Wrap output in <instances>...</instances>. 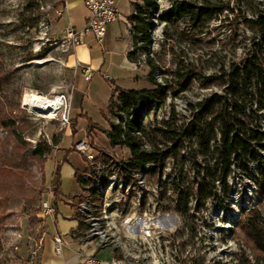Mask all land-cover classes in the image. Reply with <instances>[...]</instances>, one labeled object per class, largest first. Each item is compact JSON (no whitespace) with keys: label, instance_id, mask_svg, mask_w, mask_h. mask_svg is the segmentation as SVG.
<instances>
[{"label":"rangeland","instance_id":"obj_1","mask_svg":"<svg viewBox=\"0 0 264 264\" xmlns=\"http://www.w3.org/2000/svg\"><path fill=\"white\" fill-rule=\"evenodd\" d=\"M221 2L234 10V13L227 10L224 15L207 24L201 35L182 40L171 29L169 34L173 36L172 39H167L163 34L162 38H157L156 43L152 42L151 35L149 47L153 50L154 56L151 60L158 66L155 78L159 84L167 80L175 85L166 96L167 98L171 94L174 104L182 101V104L187 102L197 105L212 94L224 93V87L220 82L206 88L200 86L198 79H193L191 84L185 87L175 83L173 73L178 71L182 59L190 67H199L203 76L211 77L217 75L223 66L228 67L229 64L244 59L252 46L255 33L235 16L241 9L243 16L253 18L257 13H264V4H259L256 0ZM33 21H36L35 24L30 26ZM66 21L62 0H0V73L6 80L2 93L7 100L19 106L13 114L16 119L28 123L26 130L20 133L23 144L16 140L10 130L0 125V264H31L32 251L46 231L41 205L43 201L49 200L48 190L54 185L55 165L63 170L61 198L58 201L53 198L51 201L58 213L55 217L57 225L53 223L52 218L46 219L48 237L57 232L56 227L63 232L65 230L63 226L65 228L72 226L68 219L71 216L75 217L78 200L74 197L79 196L81 188L71 173L76 169L85 168V160L82 161L79 155L67 158L74 151L73 143L85 141L88 137L96 144L98 150L106 153L117 152L121 159H127L129 156L127 151L112 148L105 136L108 121L104 112L107 102L103 99V93L112 87L111 80L97 75L92 83L85 84L82 80L76 82V87L82 90V94L79 95L77 103L73 104L72 114L75 117L82 112L88 115L79 117V131L75 137L66 133L69 128L61 131L58 122H50L44 119L45 116H40L25 107L27 96L32 93L46 98L60 93L72 96L76 69L68 66L67 61L75 48H68L64 41L74 27L55 32V28L61 29ZM160 28L161 24L154 27L153 33H158ZM149 52L150 48L148 52L142 51L147 54ZM139 74L143 75L142 72ZM149 87L147 78H141L140 82H132L129 85V88L134 90H145ZM254 110L258 114V121L264 125V108L259 111L255 105ZM91 122L97 125L88 133L87 125ZM54 138L59 141L63 139L60 143L61 151L56 152L54 146L53 151L46 155L44 167L34 163L31 160L33 149L39 143L52 145ZM23 155L27 161L24 166L21 162ZM189 162L180 160L175 166L189 169ZM171 174L172 172L168 173ZM236 177L237 175H233V180ZM149 179L155 177L147 178L145 191L149 190ZM114 194L124 195L127 201H131L135 206L156 205L154 196L143 197L141 200L137 190L131 197L125 191H116ZM121 207L122 199L112 198L111 211H115L113 216H120ZM256 207L264 217V199L260 200V196ZM213 213L217 214L218 210H214ZM250 213L251 211L244 213L241 220L247 219L248 215L245 214ZM168 215L171 219H179L178 229L174 234H168L165 238L167 242L162 244L158 253L154 254L153 249L144 250L145 247L140 243L134 248L127 236H123L119 231V226L114 220L112 223L115 237L109 248L121 261L128 264H153L154 256L160 258L163 264H242V260L246 259L250 264L257 263V255L238 227L241 220L236 225L220 222V228L212 229L210 246V243L205 241L207 238L197 235L195 220L176 213L169 199ZM217 215L218 218L221 217V214ZM214 218L211 213L212 223H219V219L215 221Z\"/></svg>","mask_w":264,"mask_h":264},{"label":"trees","instance_id":"obj_2","mask_svg":"<svg viewBox=\"0 0 264 264\" xmlns=\"http://www.w3.org/2000/svg\"><path fill=\"white\" fill-rule=\"evenodd\" d=\"M173 2V7L158 18L159 24L165 23L164 34L167 39H172L169 30L173 29L180 39L187 40L194 38L201 33L214 19L225 14L227 10L234 13L230 7L222 4L221 0H169ZM157 0H143L142 4H135L134 11L129 18L135 23L132 43L135 51L129 53L130 60H135L137 50L149 51L151 43V31H153L154 14L158 11ZM239 9L235 16L245 27L255 33V39L246 57L238 63H231L223 66L217 75L205 77L201 69L190 67L182 59L178 71L173 73L177 84L189 86L193 79H198L200 86L206 88L216 82L224 87L222 95L213 94L211 97L197 104L198 112L193 116L192 123L177 126L176 120L164 123L165 128L144 124V119L152 111H157L160 104L166 101L169 91L174 88V84L165 81L164 85L157 82L155 75L157 64L154 60L148 59L147 66L151 69L148 76L153 89L136 91L122 90L113 83L112 95L109 101L107 113L116 116L118 111L133 113V120L129 123L128 132L125 134L119 126L112 125V131L107 133L110 136L111 146L126 145L131 150V160L128 167L135 170V173L145 169L142 167L147 163L156 162L163 164L165 160L174 156L179 158L180 151L189 143L191 152L180 154V160H189V169H181L177 179L170 177L172 188L178 193L175 211L184 218L191 219V208L189 201L192 197H198V207L201 208L206 200L218 198L216 192L217 182H226L233 167H238L246 171L248 176L254 172L251 162H260L259 151L264 152V131L261 122L258 121V114L254 110L256 105L258 110L264 108V13L260 12L253 18L242 15ZM36 21L30 23L33 26ZM258 39V42L256 40ZM147 53H142L146 55ZM193 68V69H191ZM199 70V71H197ZM5 77L0 73V125L11 131L16 140L20 143V133L26 130L27 122L17 120L13 115L18 109V105L10 102L3 96L2 89ZM156 112L154 117H156ZM107 121L108 117L105 115ZM153 117V118H154ZM77 125L72 123V133L77 134ZM96 124L89 123L87 132L95 129ZM147 129V132H145ZM140 133L141 136H138ZM154 145L153 154H146L141 151L146 134ZM220 136V141L217 140ZM125 137V140L122 139ZM161 138L167 151L164 154V142H158ZM160 139V141H161ZM57 138L53 139V144L39 143L32 151L31 160L44 167L47 161L46 155L53 151V147L60 144ZM169 146L171 148H169ZM141 148V151H140ZM102 154L107 156L104 151ZM159 154H164V157ZM22 165H26L25 156H22ZM258 165L256 173L258 175L257 186L260 200L264 199V163H254ZM140 167V168H139ZM54 198L58 201L61 198V173L57 166L54 173ZM80 171L75 172V178L79 186L83 184L80 179ZM150 177L157 176V168L148 173ZM180 188V190H179ZM77 197V196H76ZM74 197V198H76ZM261 202V201H260ZM58 213V212H57ZM79 226L76 230L85 228L84 222L75 214ZM238 227L245 234L247 243L257 255V263H264V217L257 209L253 210ZM1 248V245H0ZM242 264H250L249 260H242Z\"/></svg>","mask_w":264,"mask_h":264},{"label":"built area","instance_id":"obj_3","mask_svg":"<svg viewBox=\"0 0 264 264\" xmlns=\"http://www.w3.org/2000/svg\"><path fill=\"white\" fill-rule=\"evenodd\" d=\"M189 1V0H186ZM259 4H264V0H256ZM85 7L89 13L87 24L85 28L78 31L72 28L68 32L67 40L64 41V45L68 48H75L83 42V39L87 36L94 37L99 43L103 41L108 27L112 24L122 22L126 25L128 34L131 39L135 35L134 27L135 23L130 19L126 18L116 7V0H84ZM157 4H161L162 10H170L174 3L169 0H157ZM263 13V12H262ZM134 14L136 12L134 11ZM251 19V18H250ZM166 24L161 22V28L158 33H152V42L156 43L157 38H162L164 34ZM131 51H135L134 45L132 43ZM132 61V60H131ZM132 65L137 68L149 67L145 63L144 58H142V51L137 50L135 53V60L132 61ZM84 79L86 81L91 80V71L86 68L82 71ZM165 82H163L164 85ZM216 94V93H215ZM218 94V93H217ZM223 93L219 94L222 95ZM213 95V94H212ZM210 95V97L212 96ZM49 97V96H47ZM53 100L50 109L46 110L47 113L44 119L50 122H58L61 131L66 129H71L72 118V97L67 93L56 94V96L49 97ZM177 100V99H175ZM160 106V113L151 119L150 125H154L155 128H165L167 122H171L172 119L176 120L177 126L188 125L192 123L193 116L198 112L197 105L184 103L182 101L179 103H172L171 94L166 98V101ZM24 107V106H23ZM174 107V108H173ZM179 107V108H178ZM184 110V111H183ZM186 110V111H185ZM134 110L131 112L118 111L116 116L107 114L108 117V132L112 131V125L119 126L123 133H127L129 129V123L133 120ZM56 114H63V121H56ZM111 120V125L109 122ZM261 128L264 131V125L261 124ZM147 132V129H145ZM146 134V144H148V151H140L146 154H153L154 145ZM106 140L111 146L110 136L106 133ZM125 140V137H122ZM158 142H164L161 138H158ZM161 139V141H160ZM220 141V136L217 138ZM112 147V146H111ZM114 149L124 150L129 153L127 159H121L120 155L111 152H105L107 156L103 155L101 150L96 148V144L93 143L88 137L85 141H79L74 143V151L79 154L85 160V168L80 171V179L83 184L81 192L77 196V205L75 206V214L82 219L85 228L83 230H76L72 233V237L81 242L82 245L89 247L93 251H98L101 249H106L103 247V243L95 234L91 233V223L86 220L85 210H84V196L86 191V186L92 184H97L100 179H108L109 177H118L121 182H125L126 176L135 175V170H131L128 165L131 160V150L126 145H119L112 147ZM169 148H171L169 146ZM167 146L164 142V154L167 151ZM191 152V146L189 143H185V146L180 151V154H189ZM164 154H159L164 157ZM179 158L171 156L164 161L163 164L151 162L147 163L142 167L156 166L157 176L155 179H149V190L141 191L144 197L156 196V205H149L146 207L135 206L131 201H127L124 195L118 194H108L107 196V208L108 205H112V198H121L122 207L120 216H113L114 223L119 226V231L122 232L123 236H127L130 244L134 248L137 247V243H140L146 249H153L154 254L161 251L162 244H165L168 234H174L178 229L179 219L169 218L168 215V199L172 204L175 211L177 205L178 193L174 188H172L171 182H164V173L173 172L174 180L177 179L180 168L176 167L175 164L180 162ZM260 162H251L249 166L254 165V163H264V158L262 150L259 151ZM173 163V168H172ZM175 166V167H174ZM140 168V167H139ZM233 175H237L236 179L233 180ZM244 177H247V172L242 171L238 167H233L231 173L229 174L226 182H217L216 192L218 198H211L205 201L201 208L198 207V197H192L189 201V207L192 208V216L196 224V232L199 237L207 238L205 240L211 243V235L213 228H220V223H211V213L214 210L226 209L228 202L231 200V192L242 191L244 189ZM132 189H137V186H128ZM180 190V188H179ZM223 190V192H222ZM49 200L43 201L41 205V213L44 218L55 219L57 215V210L52 205V199L54 198L53 187L48 190ZM55 199V198H54ZM258 207H252L251 212ZM177 213V212H176ZM249 215V214H245ZM169 218V219H168ZM174 224V227H168V225ZM65 241L64 238L57 234L54 236V253L57 257L61 258L63 256ZM42 249V242L36 244V248L31 254V264H36V259L39 252ZM81 251L78 252L80 254ZM83 264H102L101 261L91 256H84ZM107 264H122L120 261H112ZM153 264H163L161 259L154 256Z\"/></svg>","mask_w":264,"mask_h":264},{"label":"crops","instance_id":"obj_4","mask_svg":"<svg viewBox=\"0 0 264 264\" xmlns=\"http://www.w3.org/2000/svg\"><path fill=\"white\" fill-rule=\"evenodd\" d=\"M142 3L143 0H116V7L126 18L129 19L134 13V5L142 4ZM62 7L65 13V17L67 18V21L64 27H62L61 29L60 27L58 28L56 27L55 32H60V30H67L71 26L78 31L83 30L87 24V20L89 17V13L85 7L84 0H62ZM131 47H132V39L128 34L126 25L122 22H118L109 26L107 33L101 43H99L94 37L87 36L83 39V42L80 45L75 47L74 51L69 56V59L67 61L68 66L76 69L75 86L71 96L72 108H73V104L77 103V99L79 95L82 94V90H79L76 87V82L78 80H82L83 82H85V84L92 83L94 77L98 75L101 78H105L113 81L115 86L126 91L134 90L132 88H129V85H131L132 82L133 83L140 82L141 78H147L148 80V76L151 72L149 67L137 69L132 65V61L129 58ZM86 68H89L92 74L90 81H86L82 73V71ZM140 72H142L143 75H140L139 74ZM153 88L154 86L150 83V87L146 88L145 90H150ZM112 89L113 86L108 89V92L103 93V99L104 100L106 99L105 101L107 102L104 111L106 113L105 115L108 114L107 110L112 95ZM136 91H143V90H136ZM85 93L86 92H84V94ZM87 115H88L87 113L84 114V112H82L81 115L79 114L77 115V117H75L73 116L71 110L72 123L77 125L76 127L77 133L79 131V124H80L79 117L80 116L87 117ZM88 126L89 124L87 125V129ZM67 132L72 137H75L76 135V134L73 135L72 129H68L66 133ZM55 134L56 131L54 135ZM72 147L70 149H72ZM56 149H57L56 152L61 151L60 144L56 146ZM74 155H79V154L73 151L70 153L69 156H67V158L74 157ZM81 159L82 161H84L82 157ZM56 166L57 165H55V169ZM77 170L81 171L83 169H76L71 173V175L75 180H76L75 172ZM60 171L62 177L63 170L61 169ZM53 180L55 181L54 175H53ZM42 218L46 222V231L44 232L42 237H40V240L36 243L38 244L42 242V249L39 252L38 257L36 259L37 264H83L84 256H91V255H93V257L101 261L102 264H107L112 261H120V263L122 264H128L123 260L121 261L117 257V254L110 248L93 251L89 247L82 245L80 241L74 239L72 237V233L76 231V229L80 224L79 221L76 220L74 216H71L70 219H68L72 222V226L70 228L69 226L66 228L63 226L65 230H63V232H60L59 228L56 227L58 229L57 232H55V234H52L50 238L48 237L49 236L47 230L48 224L46 221L47 218L44 217ZM52 221L54 224L57 225V221H55V219H52ZM57 234L61 235L65 241L63 256L61 258L57 257L54 253V236ZM79 251H81L80 254H78ZM37 260L39 261L37 262Z\"/></svg>","mask_w":264,"mask_h":264},{"label":"bare ground","instance_id":"obj_5","mask_svg":"<svg viewBox=\"0 0 264 264\" xmlns=\"http://www.w3.org/2000/svg\"><path fill=\"white\" fill-rule=\"evenodd\" d=\"M158 11L154 14L153 18V27L159 26L158 18L163 15L168 10H162L161 4H158ZM155 31H151L152 33ZM152 49L150 47L149 54L142 55L145 63L148 59L154 58L152 55ZM26 98V97H25ZM52 99L49 97H42L38 94H29L27 96V102L25 107L30 109L32 112L40 115L46 116V110L50 109ZM24 106V102H23ZM158 115L160 113V108L157 111H152L149 116H146L144 119V124L153 119L154 115ZM56 119L63 121V114H56ZM138 136H141L140 133H137ZM144 141L143 149L148 151V144ZM264 158V152H262ZM258 165H252L254 172L251 176L244 177V189L242 191H233L231 192V200L232 202H228L226 209L218 210L217 214H221V217L218 218V215L212 213V216L215 219H219V223L230 225L234 223L238 224L246 212L251 211V203L252 207L257 206L259 190L257 186L258 175L256 173V168ZM154 166L146 167L145 169L135 173V175L126 176L125 182H121L118 177H109L108 179H100V182L97 184H92L90 186H86L85 196H84V210L86 215V220H89L91 223V233L95 234L98 239L103 243L104 248L111 247L114 242L115 233L113 231V214L114 210L111 211L112 205H108L107 208V196L106 194H111L116 191H125V193L131 197L134 191H138L139 197L143 200V192L144 186L147 182L148 173L153 170ZM169 172L164 173V182H168L170 177L173 176V172L171 175H168ZM149 181V180H148ZM128 186H137V189H132ZM155 204H156V196ZM134 198V197H133ZM211 219V223H212ZM216 221V220H215ZM215 223V222H214ZM168 227L173 228L174 224L169 225ZM226 229V228H225Z\"/></svg>","mask_w":264,"mask_h":264}]
</instances>
